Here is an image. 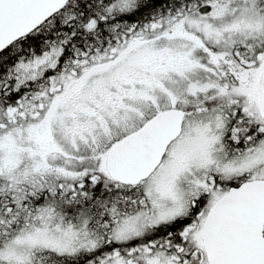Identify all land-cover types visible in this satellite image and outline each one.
Masks as SVG:
<instances>
[{"label": "snow or ice", "instance_id": "snow-or-ice-1", "mask_svg": "<svg viewBox=\"0 0 264 264\" xmlns=\"http://www.w3.org/2000/svg\"><path fill=\"white\" fill-rule=\"evenodd\" d=\"M0 264H264V0H0Z\"/></svg>", "mask_w": 264, "mask_h": 264}]
</instances>
